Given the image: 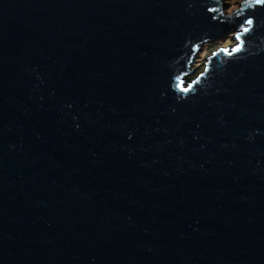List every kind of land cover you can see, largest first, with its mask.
<instances>
[{"label":"water","instance_id":"obj_1","mask_svg":"<svg viewBox=\"0 0 264 264\" xmlns=\"http://www.w3.org/2000/svg\"><path fill=\"white\" fill-rule=\"evenodd\" d=\"M0 264H264V7L0 0Z\"/></svg>","mask_w":264,"mask_h":264},{"label":"rangeland","instance_id":"obj_2","mask_svg":"<svg viewBox=\"0 0 264 264\" xmlns=\"http://www.w3.org/2000/svg\"><path fill=\"white\" fill-rule=\"evenodd\" d=\"M222 1V11L226 17H229L234 13V11L240 9L241 4H243L247 0H221ZM233 33H224L222 37L213 40L207 41L202 45L200 51L196 54L195 62L190 67L192 73L187 76V82L195 79L200 73L203 72L207 58L213 55L215 51L222 47H233L237 45V41L232 40Z\"/></svg>","mask_w":264,"mask_h":264},{"label":"snow or ice","instance_id":"obj_3","mask_svg":"<svg viewBox=\"0 0 264 264\" xmlns=\"http://www.w3.org/2000/svg\"><path fill=\"white\" fill-rule=\"evenodd\" d=\"M249 2L251 3L252 2V0H249ZM254 2H255V4L257 5V6H260V7H264V0H254ZM247 23L248 24H253V20L252 19H248L247 20ZM245 31H247V29H245ZM239 49H237V51H238Z\"/></svg>","mask_w":264,"mask_h":264}]
</instances>
